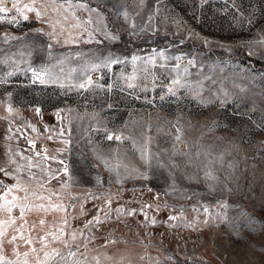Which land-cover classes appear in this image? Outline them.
<instances>
[{
    "label": "rangeland",
    "instance_id": "1",
    "mask_svg": "<svg viewBox=\"0 0 264 264\" xmlns=\"http://www.w3.org/2000/svg\"><path fill=\"white\" fill-rule=\"evenodd\" d=\"M4 6L0 143L72 228L0 264H264V0Z\"/></svg>",
    "mask_w": 264,
    "mask_h": 264
},
{
    "label": "crops",
    "instance_id": "2",
    "mask_svg": "<svg viewBox=\"0 0 264 264\" xmlns=\"http://www.w3.org/2000/svg\"><path fill=\"white\" fill-rule=\"evenodd\" d=\"M21 140L15 142L9 138L0 143L4 147L7 145L9 150L8 154L5 151L3 154L0 152V168H5L9 173L5 175V173L0 172V196H4L8 188L12 189L11 192H7L4 199H0V205L13 202L11 213L6 208L0 207V232L3 233L0 235V253H4V250L5 253L7 250H10L9 253L15 250L18 255H27L25 250H27L28 242L26 241L42 239L43 237L40 235L42 232L47 234L51 232L52 237L54 234L57 235L56 238L59 242V233L63 232L68 238L72 226L66 223V209L61 205L57 207L59 210H51L48 217L33 215L31 209L35 208V203L28 197V194L32 191L37 192L39 185L37 175H41L42 172H38L36 167H30L26 158L22 160L12 155V151L16 152L27 144V141L22 142ZM14 197L15 200L13 201ZM21 208L24 209L23 213L20 211ZM54 221L58 224L57 227L52 226ZM48 225H51L52 228ZM60 225L66 226L60 229ZM50 235L47 239L50 238ZM19 249L24 250L18 251Z\"/></svg>",
    "mask_w": 264,
    "mask_h": 264
},
{
    "label": "snow or ice",
    "instance_id": "3",
    "mask_svg": "<svg viewBox=\"0 0 264 264\" xmlns=\"http://www.w3.org/2000/svg\"><path fill=\"white\" fill-rule=\"evenodd\" d=\"M4 3H5V0H0V13L6 15V14L8 13V8H6V7L4 6ZM81 6H82V7H87V5H81ZM11 7L14 8V9L16 10V12H18V13L23 11L20 7H18V0H11ZM25 9L28 10V11H32L31 6H25ZM92 11H96V9H92ZM39 15H40V13L37 12V16H39ZM24 18L27 19L26 16H25ZM14 19H15V17H13V20H14ZM113 39H115V37H113ZM161 55H162V54H161ZM135 59H136V57H133V60H135ZM176 59H180V57H176ZM115 63H119V61H118V60H115V59H111V58H109V60L105 62V66H107L108 64H115ZM189 63L191 64V63H193V62H192V61H189ZM44 71L46 72L47 70H44ZM185 71H187V69H185ZM33 75H34V76L37 75L35 71L33 72ZM43 82H44V81L41 80V83H43ZM85 83L88 84V85H91V84H92V80H91V78L89 77V78L86 80ZM85 83H81V84L79 85V87H80V88H84V87H85ZM172 84H179V80H178V79H173ZM129 87H131V85H129ZM167 91H168V93H170V94H172V95H175V94H176V93H175V89H174L173 87H171V86L168 87ZM162 98H163V97H162ZM7 111H8L9 113H11V111H12L11 94H9V105H8V109H7ZM37 112H39V109H37ZM108 138L111 139L112 137L109 136ZM176 138L179 139V136H177ZM117 139H119V137H117ZM0 172L5 173V175H8V174H9V173L6 171L5 168H0ZM11 191H12L11 188H8V189H7V192H11ZM7 192H5L4 196H0V199H4V198L7 196ZM14 200H15V197L13 198V201H14ZM0 207L6 208V210H7L9 213H11V211H12V207H13V202H6L5 205H0ZM20 211H21V213H23L24 209L21 208ZM206 211H207V210H206ZM170 219H175V217H170ZM2 234H3V233L0 232V235H2ZM57 255H59V253H57ZM45 256H46V258H47V254H45Z\"/></svg>",
    "mask_w": 264,
    "mask_h": 264
}]
</instances>
